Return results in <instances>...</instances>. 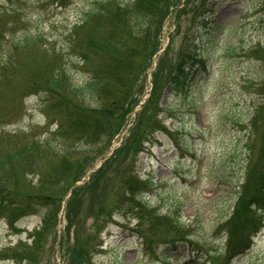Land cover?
I'll return each instance as SVG.
<instances>
[{"label": "rangeland", "instance_id": "374dc122", "mask_svg": "<svg viewBox=\"0 0 264 264\" xmlns=\"http://www.w3.org/2000/svg\"><path fill=\"white\" fill-rule=\"evenodd\" d=\"M93 1L102 13L71 37ZM160 3L155 19L135 27L133 18L157 7L154 0H0V197L31 195L35 211L15 215L11 226L0 221V264H203L196 250H224L216 230L231 216L241 187L264 169V0ZM200 3H208L207 13L199 14ZM170 6L178 10L163 20ZM28 34L32 43L19 47ZM157 42L158 59L167 66L163 88L150 94L152 102L130 109L129 125L95 159L108 128L96 135L88 123L80 125L93 121L90 113L104 97L98 90L93 96L71 92L88 79L78 55L90 57L91 70L102 74L113 68L114 48L122 44L131 52L119 107L106 106L110 126L128 111L122 102ZM102 46H109L104 57ZM193 54L204 57L209 70L188 97L177 95L168 79ZM45 93L50 113L66 118L59 129L45 126L44 98L37 96ZM73 107L79 110L71 115ZM81 109L88 115L83 123ZM138 112L140 126L122 147ZM144 135L150 142L137 145ZM243 210L241 216L262 219L261 227L250 249L230 264H264V215ZM178 230L193 244L171 251L164 244ZM8 248L13 259L1 255Z\"/></svg>", "mask_w": 264, "mask_h": 264}, {"label": "trees", "instance_id": "16d2710c", "mask_svg": "<svg viewBox=\"0 0 264 264\" xmlns=\"http://www.w3.org/2000/svg\"><path fill=\"white\" fill-rule=\"evenodd\" d=\"M154 2L158 5L157 7L151 6L149 4L150 6H148V10L151 9L149 13L145 12L144 14L138 15V17L136 15L133 18L132 22L135 27L143 26V24L146 23L147 20L149 23L150 18L155 19L156 11L158 9H159L158 11V15H159L160 9L162 7L161 6L162 2L160 3V0H157V2L154 0ZM132 3H133L132 7H134L135 6L134 1ZM207 6H208V3H205L204 5L200 3L198 6V9H200L199 14L202 13L203 11H206L207 13L209 11ZM167 10L168 8L165 9L163 20L166 17ZM102 11L103 10L100 8L99 2L97 3L93 1L89 5L88 10L85 11V13H83L80 19V23L78 22L75 26L72 27L71 34H70L71 37L73 36L76 28H79L80 25L87 24L89 21L91 22L92 18L93 19L97 18L98 15L102 13ZM32 41H33V37L31 35L29 34L26 36L23 35L21 40L17 41V45L19 47H27L28 45L32 43ZM111 42H115V41L111 40L110 43ZM158 47H159V43L157 42L154 49H152L151 52L147 55L145 65L140 72H142L143 70L147 68V65H148V62L150 61L151 56L158 50ZM108 48L109 46H106V48L102 46L100 48V55L102 54L101 52H103L104 50L107 51ZM94 50L98 52L97 49H93L92 52H94ZM78 52H83V51L78 49ZM130 53L131 52L126 47H124L122 44H120V47L114 48L113 55L109 56V57H112V56L114 57L112 59L114 61L113 68L108 71L104 70L102 74H100L101 71H98V70L96 71L95 69L91 70V66L88 65L90 57L84 56L82 54L78 55L80 60H82L84 64L82 70L84 71V73L87 74L88 79L84 81L83 83H81L80 85L72 87L71 92L74 95H81V96L88 95L89 96L93 93V91H95L96 88H98L100 92L101 90H104V89L106 91V94H103L104 99L100 101V108L97 110L98 114L95 115L92 112L91 116H94L93 121L83 123V120L86 119L87 117H85L83 113H82V116L80 117V122L83 123L80 126L89 124L88 127L90 128L93 134L98 135L99 133H103L104 131L103 129L108 128L107 131L105 130V133H104L105 139L103 141V145L98 149V153H97L98 156L95 157V159L96 158L98 159L104 156V154L109 150L113 138L117 134H119L120 128L124 125V116L127 113H129L132 107L136 105V102L132 103L130 101H127L126 105L128 106V108H126V110L128 111H125V112L121 111L118 115H116L117 120H115L116 122L114 121L113 125H110V126L106 125L105 121L109 122L108 119L106 118V116H108V112H106V106L109 109H113V107H115V104L111 102H115L117 106L119 107V103H120L119 95H123L122 90L125 89V86H123L124 84L123 80L125 79V76L128 77L131 73V68L128 64L129 61L127 62V57L129 56ZM101 56L104 57V55H101ZM164 56H167V55L165 54ZM188 58L189 59H186L187 61H185L184 64L186 63L188 65L189 70L192 72L194 71V68H197L199 72L197 79H200L201 77L207 74L208 68H209V62L204 57H202L199 54H193L192 56H189ZM87 70L89 71V73L86 72ZM177 71L178 73L174 72L171 75L170 82L172 85H175L177 87V91L184 92L188 89V86L185 84L187 75L184 74L183 69H181L179 65L177 66ZM120 74L123 75L121 76V78H120ZM60 82H61L60 79L54 80L53 84L50 85L51 90L53 91L56 88H58L59 86L58 83ZM41 95L44 98L43 106L45 107V111H44L45 117L55 122L58 125V129L61 128L63 126V123L60 120L62 114L61 113L51 114L49 111L48 103L46 102L47 94L45 93V95L44 94H41ZM124 103L125 102L123 101L122 104L124 105ZM122 109L123 107L121 106V110ZM78 110L79 109L77 107H73V111L71 112V115ZM143 112L140 115L139 113L136 114V117L134 119L135 127L131 131H129V135L127 139L121 144L122 147L128 145L130 139L134 135V131L136 130V128L140 126L139 118L142 117ZM98 119H101V121L97 125L96 123H93ZM90 137H94V136H90ZM144 137L145 138L142 139L140 143L137 142V145L150 142L149 135L148 136L144 135ZM114 154H115V151L113 152L110 158H108L106 161L103 162V165L107 163L109 160H111ZM88 168L89 167L87 166L86 170ZM95 176L96 174L90 176V179H92ZM251 178L252 180H250L248 184L245 183V185L241 187L242 192L239 194L236 204L232 208L231 216L227 220H225L223 223H221V225L216 230L217 232L223 233L225 235V248L223 251H221V254L217 252H206L205 254H201L198 252V250H196L195 252L196 256L202 261L203 264H205L206 262H208L209 264H230L234 258L244 255L250 249L251 240L254 237L255 233H257L259 228L261 227L262 219H257L255 215L250 214V213H248L246 216H241L239 212L248 207L252 210L254 209L256 211H260L261 218L264 215V169L261 170L259 174H256L254 175V177L252 176ZM78 179L79 178H77L76 180ZM136 179L132 177V182L134 183V187H136L135 185L138 183ZM67 190L68 188L66 189V191ZM10 192L11 191H6V193L9 196H11L14 193V191H12L11 193ZM132 192L133 191L129 189L128 195H130ZM72 194H74V191H71L70 195ZM30 197L31 195L29 196L25 195V196H22L21 198L19 195H14L11 198L13 200H11L8 196L0 197V217H2L1 219H3L8 224V226H11L13 223L12 219L15 215H18V217L21 219L28 214H35L34 210L30 211V206L32 205V202H33L30 200L31 199ZM28 201H30L31 203H28ZM3 205L8 206L9 208H13V211L11 210L9 213H4ZM33 205H35V203ZM176 224L181 225V223H179L178 221L176 222ZM176 229H179V228H176ZM180 231L181 230L176 231L174 236H172L171 239H167L168 241L165 242L164 244V246L167 249L174 251L179 246V244H185L184 246L193 244V240L190 238L189 235H187L186 231L184 232L183 231L180 232ZM10 250L12 249L8 248V249L1 251V255H3L7 260L13 259V257L8 254ZM168 263H171V262H168ZM175 264H178V263L176 262Z\"/></svg>", "mask_w": 264, "mask_h": 264}, {"label": "bare ground", "instance_id": "6f19581e", "mask_svg": "<svg viewBox=\"0 0 264 264\" xmlns=\"http://www.w3.org/2000/svg\"><path fill=\"white\" fill-rule=\"evenodd\" d=\"M173 8H174V6L168 7L167 14H166V17L167 18L165 17L166 20L169 18L168 15L170 16V14H173L172 12H175V11L178 10V8H176V9H174L175 10L174 11V10H172ZM158 58H161V57L158 55V53L156 51L151 56L150 61L148 62L147 68L145 70H143L142 72H138L137 76L133 78L135 81H134V87L132 89V93L130 95H127L126 96V100L125 101H130L132 103H135L136 102V105H137L138 102H140L141 100H143L142 103H144V101H147V102H150L151 100L153 101V97H151L150 94L155 93L156 96H157V94L159 93L160 89L163 88V87H160V84L163 83L164 82V79L166 78L165 77L166 74H163V72H162L163 66L165 67L166 65H164V63H161L160 62V59H158ZM157 59H158V61L155 64V61ZM161 64H162V66H161ZM177 66H178V64H177ZM179 67L181 69H183L184 74L187 75L185 84L188 86V89L186 91H184V92L177 91V87L175 85H172L171 82H170V77L171 76L168 79L167 86H169L170 90L172 92L176 93L177 95H182L184 97H186V96L188 97V91L192 90V88L194 87V85H196V83H197V77H198V73L199 72H198L197 68H194V71L193 72L190 71L189 68H188V65L186 63L184 65L180 63L179 64ZM172 70H173L172 74L174 72L175 73H178L177 67H175ZM208 70H209V68H208ZM97 90L99 91L98 88H96L95 91H93L92 96L96 93ZM100 93L101 94H106L105 89L104 90H101ZM37 96L39 98H41L42 95L41 94H37ZM100 101H101V99L99 100V104H100ZM125 105H126V102H125ZM139 110H137V111H139ZM96 111H97V109L96 110H93V114H95V115L98 114V112H96ZM81 112L84 114L85 117L88 116L87 115V111H85V109H81ZM130 112L127 113L124 116V125L120 128L119 131H121L123 128H126V126L129 125L130 122L128 120H126V119L128 118ZM90 114H92V113H90ZM64 117L61 116V119L60 120L62 121V123L66 124V120H65ZM113 120H117V119L113 118ZM68 124H70V123H68ZM45 126H46V128L47 127H51V126H55V129H57L56 128L57 127V124L55 122L51 121L50 119H47V118H46V124H45ZM244 132L247 133V131H244ZM113 152L114 151L112 150L111 153L113 154ZM112 154L110 155V157L112 156ZM84 178L86 179L85 176H84ZM221 234H223V233H221ZM224 238H225V235H224Z\"/></svg>", "mask_w": 264, "mask_h": 264}, {"label": "water", "instance_id": "95a60500", "mask_svg": "<svg viewBox=\"0 0 264 264\" xmlns=\"http://www.w3.org/2000/svg\"><path fill=\"white\" fill-rule=\"evenodd\" d=\"M90 172H91V171H89V172L85 175L86 179L88 178V175H89Z\"/></svg>", "mask_w": 264, "mask_h": 264}]
</instances>
